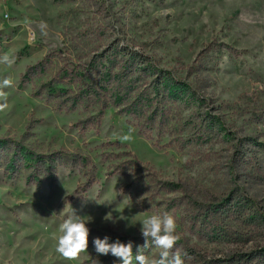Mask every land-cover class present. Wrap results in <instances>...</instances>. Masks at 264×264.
<instances>
[{"label":"rangeland","instance_id":"obj_1","mask_svg":"<svg viewBox=\"0 0 264 264\" xmlns=\"http://www.w3.org/2000/svg\"><path fill=\"white\" fill-rule=\"evenodd\" d=\"M128 51L146 61L133 84L118 79ZM3 54L16 59L0 64L13 82L0 96V264H121L95 238L135 254L138 221L165 212L185 264H237L264 246L191 224L229 196L264 214V0H0ZM164 73L174 84L157 92ZM71 207L90 220L89 254L68 261L56 246Z\"/></svg>","mask_w":264,"mask_h":264},{"label":"clouds","instance_id":"obj_2","mask_svg":"<svg viewBox=\"0 0 264 264\" xmlns=\"http://www.w3.org/2000/svg\"><path fill=\"white\" fill-rule=\"evenodd\" d=\"M47 27L46 22L43 21L37 25L40 36H47ZM36 35V30L30 29L29 43L34 42ZM15 59V56L8 54L0 55V64L12 67L15 64ZM12 86L13 82L10 77L0 79V96L4 94L3 89ZM5 106V103H0V109ZM124 138L128 139V137ZM105 220H112V217L106 216ZM89 222L90 220H86L84 216L77 215L71 207L70 213L66 214V218L58 226L56 252L68 261L76 260L81 254L88 253L90 229L87 225ZM112 222L115 223L114 220ZM138 223L141 225L140 231L145 243L142 246H137L135 254L132 241L122 243L117 239L110 243L108 236L103 239L95 238L93 241L95 252L98 255L110 253L121 264H133V260L136 264H185V259L176 248L179 236L177 235V221L173 215L167 212L153 213ZM150 247L157 249L158 254L155 256L146 255L144 250Z\"/></svg>","mask_w":264,"mask_h":264},{"label":"trees","instance_id":"obj_3","mask_svg":"<svg viewBox=\"0 0 264 264\" xmlns=\"http://www.w3.org/2000/svg\"><path fill=\"white\" fill-rule=\"evenodd\" d=\"M128 57L131 61L128 62L126 68H123L124 74L118 75V79L124 84H133L128 77L132 73V68L135 67L134 60L137 59L138 65H146L145 58L138 55L137 51H128ZM94 64L96 62H93ZM137 65V67H138ZM148 65V64H147ZM151 65L148 68H144L146 72L152 74L153 68ZM164 73L155 80L156 91H164L172 84H174L171 78H168ZM132 81V80H131ZM131 88L127 90L130 92ZM184 91V89H182ZM126 95L120 93V101L127 99ZM170 96L178 97V95ZM216 116H208L207 119H203L206 122V126L214 125ZM132 161V160H129ZM258 204L250 197H234L229 196L225 201L219 203L217 206L207 207L205 213L200 216L198 214L193 216L191 224L194 227H199V230L209 237L225 239L234 242H252L264 236V214L260 210ZM200 221L201 225H198ZM203 224V225H202ZM198 225V226H197ZM137 249V248H136ZM135 249V250H136ZM258 250V251H257ZM253 254L248 255L243 262L239 259L237 264H264V246L257 249ZM183 255H193L191 248H184L182 250ZM255 253V254H254ZM243 257V256H242ZM245 257V256H244Z\"/></svg>","mask_w":264,"mask_h":264}]
</instances>
